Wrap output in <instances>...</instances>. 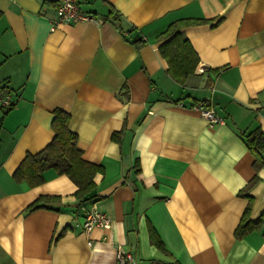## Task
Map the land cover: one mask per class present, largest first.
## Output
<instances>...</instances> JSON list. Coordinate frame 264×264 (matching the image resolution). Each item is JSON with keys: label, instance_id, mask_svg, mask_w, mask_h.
<instances>
[{"label": "crops", "instance_id": "obj_1", "mask_svg": "<svg viewBox=\"0 0 264 264\" xmlns=\"http://www.w3.org/2000/svg\"><path fill=\"white\" fill-rule=\"evenodd\" d=\"M57 3L0 0V83L14 105L3 120L0 109V264H117L118 248L135 264H264V229L234 236L249 203L250 221L264 214V167L244 139L264 133V0H79L95 22L51 32ZM181 20L196 22L180 33L199 63L179 83L159 36ZM56 111L101 169L82 199L54 171L36 187L13 179L52 141ZM256 174L249 202L239 193ZM93 208L110 225L85 234Z\"/></svg>", "mask_w": 264, "mask_h": 264}, {"label": "trees", "instance_id": "obj_2", "mask_svg": "<svg viewBox=\"0 0 264 264\" xmlns=\"http://www.w3.org/2000/svg\"><path fill=\"white\" fill-rule=\"evenodd\" d=\"M196 24L194 21L181 20L171 24L159 38L166 40L160 50L168 64V75L176 82L182 83L186 77L193 74L199 63V59L191 48L189 42L184 39L180 30L184 27ZM135 43H142L141 40ZM10 94L6 87L0 83V96ZM14 108L12 104L7 109H2V120ZM1 120V121H2ZM70 117L62 111H56L52 120L53 139L41 152L35 155H26L16 171L13 179L17 183H27L30 187H36L44 183V174L54 171L57 175L67 176L76 186L75 196L82 199L94 189L93 177L101 171L99 167L85 162L82 159L83 152L78 145L77 136L68 129ZM117 139V134L113 136ZM246 145L254 158L255 172L264 167V133L256 128L248 135H244ZM258 182L257 174L250 180L247 186L239 193V196L248 198L250 190ZM44 199H39L28 207V211L38 209V204ZM251 211L250 203L246 208L238 227L234 232L236 238L264 229V214L256 221L249 220ZM150 241L159 250L165 251L162 242L153 230H150Z\"/></svg>", "mask_w": 264, "mask_h": 264}, {"label": "built area", "instance_id": "obj_3", "mask_svg": "<svg viewBox=\"0 0 264 264\" xmlns=\"http://www.w3.org/2000/svg\"><path fill=\"white\" fill-rule=\"evenodd\" d=\"M80 22H95V20L91 16L81 12L79 0H58L55 19L51 24L50 31L54 32L57 27L61 25L76 24ZM12 104L10 94L0 96V109H7ZM192 109L196 110L209 125H225V120L219 117L205 102L195 103ZM109 225L110 220L107 216L93 208L85 215L83 230L85 234H89L94 228H105ZM116 262L117 264H135V259L132 254L126 252L122 248H118L116 252Z\"/></svg>", "mask_w": 264, "mask_h": 264}]
</instances>
